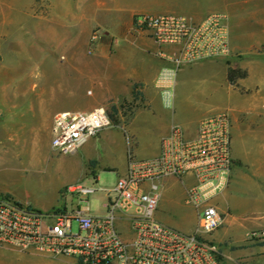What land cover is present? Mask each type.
Segmentation results:
<instances>
[{"label":"crops","instance_id":"0c3cea01","mask_svg":"<svg viewBox=\"0 0 264 264\" xmlns=\"http://www.w3.org/2000/svg\"><path fill=\"white\" fill-rule=\"evenodd\" d=\"M190 1L185 7L183 0H54L50 12L35 17L43 24L38 36L45 40V47L56 43L66 55L61 54L63 60L53 61V48L38 47L45 64L36 73L30 62L15 67L8 54L0 50V193L37 210L52 211L62 187L81 184L83 179L97 181L98 169L120 176L127 168L129 152L135 161L154 158L174 125L181 128L184 138L191 139L199 120L227 112L234 166L228 185L213 199L222 223L209 238L225 254L235 247L239 251L236 256L258 264L264 260V243L252 239L251 234L264 238V215L249 219L235 213L242 215V210L250 207L258 211L264 207V48L261 40L250 36L242 25L245 14L238 12L239 2ZM203 3L205 8L200 6ZM149 9L182 12L194 19L210 13L228 16L230 56L184 66L176 75L171 107L163 104L154 81L159 69L168 65L160 53L169 54L176 47L158 45L145 33L130 29L133 16ZM10 16L0 13V20ZM54 26L58 41L48 35ZM94 27L107 28L116 43L111 45L104 38L87 55L83 49ZM3 35L7 33L0 30V39ZM229 70L239 73L232 82L228 80ZM198 82L230 100V111H189L179 97ZM124 103L127 112L121 107ZM96 107L111 108L114 126L123 125L125 132L103 129L71 159L55 156L50 148L53 117L63 111L86 112ZM193 182L191 177L183 182L166 177L161 190L178 186L184 199ZM32 188L42 195L31 197ZM235 193L245 198H236ZM160 200L154 214L158 223L185 233L195 230L197 209L188 205L195 225L183 219L176 223L164 216ZM247 223L255 228L241 233ZM119 229L129 238L127 225L121 224Z\"/></svg>","mask_w":264,"mask_h":264},{"label":"built area","instance_id":"2783aa9c","mask_svg":"<svg viewBox=\"0 0 264 264\" xmlns=\"http://www.w3.org/2000/svg\"><path fill=\"white\" fill-rule=\"evenodd\" d=\"M130 29L145 33L158 45L176 47L169 54L160 53L168 65L159 69L154 81L166 107L172 106L176 75L184 66L231 54L225 13H210L201 19L177 13H139L133 16ZM104 38L111 45L116 43L108 33L98 35L92 30L86 54L91 55ZM112 126L104 107L57 113L50 131L51 151L73 154ZM119 127L125 132L123 125ZM230 129L227 112L199 120L191 139L184 138L181 128L174 125L154 158L135 161L129 153L127 168L114 186H65L60 196L70 193L76 200L69 208L64 205L43 212L0 193V246L70 257L74 264H228L209 235L222 223L213 199L228 185L234 166ZM166 177L194 180L184 197L185 204L198 211V224L192 233L154 219ZM99 191L103 192L100 210L93 213L88 199ZM121 224L128 226L129 238L123 237ZM257 235L252 233L251 237Z\"/></svg>","mask_w":264,"mask_h":264},{"label":"rangeland","instance_id":"374dc122","mask_svg":"<svg viewBox=\"0 0 264 264\" xmlns=\"http://www.w3.org/2000/svg\"><path fill=\"white\" fill-rule=\"evenodd\" d=\"M231 1L239 2L237 4L238 12H242L243 14H245L243 16L244 20L241 22L242 25H244L246 32L250 36H254L256 37V39L261 40V47L264 48V0ZM183 2V5L185 7L190 6L191 4L190 0H183ZM53 4L54 0H0V13H3L4 15L8 13L9 15H11L9 19L0 20V30L3 31V34L7 33V36H1L2 39H0V50L1 52H5L8 54L15 67L20 66L23 63L30 62V64L33 66V72L38 73L40 65L44 63V60L42 59V53L39 51L38 47H43L45 49L53 48L52 50L55 52V59L53 60L54 62L55 60H63V57H60L61 54L66 56L59 49V46H56V43L53 44L52 47L50 46L46 48L45 40L38 36V32L43 29V24H41V22H39V20L35 16H38L41 13L45 14L50 12L51 8H53ZM203 4H200V6H203L205 8L207 4ZM164 13L165 12L159 11L158 9H149L146 12V14L152 15ZM177 14L184 13L180 12ZM94 29L97 30L98 35L102 33L109 34L108 29L105 27H94L92 30ZM48 35L52 39H56V41L59 40L58 31L55 30V26L51 31H48ZM83 50L84 52H86V46ZM262 58H264V56H262ZM179 99H181L184 106L191 112L198 110H212L213 112H219L222 110L230 111V109L232 108V102L228 100L224 95L215 93L210 88L206 87V85L200 84V82L191 86V89L181 97H179ZM121 107H125L126 112L128 111V106L126 103H124ZM105 109L109 117L112 116L114 119V111L111 108ZM109 129L121 130L119 126H112L109 127ZM97 134L93 137L97 138ZM237 146L238 150H240L241 141L239 142L238 140ZM79 153L80 152L78 150L73 154L59 155L54 153V155L57 157H62L61 159H71L73 155ZM95 174L96 176H98L97 181L92 182V178L83 179L81 181V184L92 186L96 189L110 188L114 186L115 181L118 177L116 172L108 171L105 169H98L96 170ZM63 189L64 187L61 188V191ZM31 190H33L34 192L31 197L35 198L34 195L40 197L41 193L37 189L32 188ZM160 195H162V199L160 200L159 205H161L162 203V212L165 217L170 220H174L176 223L183 219L188 224H196V220L193 218L192 214L189 213V206L184 203L180 187L175 186L169 191L160 190ZM234 195L236 196V198H245V196L241 193H235ZM102 197V191H99L89 197L88 201L91 212H99ZM75 203V197H73L70 193H66L64 197L60 196L58 198L55 209H62L64 205L66 206V208H69L72 204ZM242 213L244 214L239 215V212L235 214H238V216L240 217L248 216L249 219H261V216L264 215V207H262V209H259V211L255 210L253 207H250L247 210H242ZM259 222L261 223V221ZM254 228L255 226L253 224L247 223L241 230V233ZM75 229L76 226L74 223L73 231H75ZM252 239L264 243V238L252 237ZM235 250L236 248L232 247L229 249L228 254H225L223 252L226 256L228 264H254L245 256H236L239 251L237 252ZM72 260V258L65 256L53 257L32 250L19 251L18 249L13 247L0 246V264H46L48 262L53 264H72ZM258 264H264V260H262Z\"/></svg>","mask_w":264,"mask_h":264},{"label":"trees","instance_id":"16d2710c","mask_svg":"<svg viewBox=\"0 0 264 264\" xmlns=\"http://www.w3.org/2000/svg\"><path fill=\"white\" fill-rule=\"evenodd\" d=\"M239 76V73L238 72H235V71H232V70H229L228 71V80L232 82L233 78L235 77H238ZM110 119L112 122H114V119L112 116H110ZM56 210H59V209H53L52 211H56Z\"/></svg>","mask_w":264,"mask_h":264}]
</instances>
